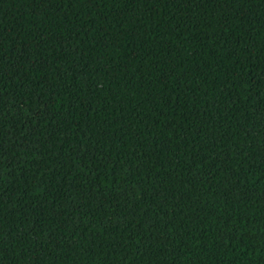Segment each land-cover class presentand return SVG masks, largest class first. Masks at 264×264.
<instances>
[{
  "label": "trees",
  "instance_id": "obj_1",
  "mask_svg": "<svg viewBox=\"0 0 264 264\" xmlns=\"http://www.w3.org/2000/svg\"><path fill=\"white\" fill-rule=\"evenodd\" d=\"M0 264H264V0H0Z\"/></svg>",
  "mask_w": 264,
  "mask_h": 264
}]
</instances>
